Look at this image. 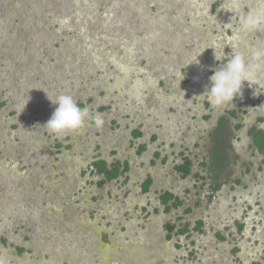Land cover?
Returning a JSON list of instances; mask_svg holds the SVG:
<instances>
[{
    "label": "rangeland",
    "instance_id": "374dc122",
    "mask_svg": "<svg viewBox=\"0 0 264 264\" xmlns=\"http://www.w3.org/2000/svg\"><path fill=\"white\" fill-rule=\"evenodd\" d=\"M258 8L264 0H0V264H264V149L250 139L253 126L264 129V59L253 56L264 51V25L243 27ZM231 45L256 66V84L216 108L200 95ZM60 94L88 109L77 131L46 126L58 106L49 97ZM222 114L233 135L229 185L212 200L203 188L194 197L192 176ZM133 130L143 134L135 145ZM54 140L70 148L53 155ZM95 153L128 160V179L86 183L80 170ZM182 153L194 162L184 179L174 169ZM148 173L152 188L140 195ZM161 188L196 201L176 211L188 238H164L175 211L162 213ZM196 219L204 225L193 231Z\"/></svg>",
    "mask_w": 264,
    "mask_h": 264
},
{
    "label": "flooded vegetation",
    "instance_id": "af4514ba",
    "mask_svg": "<svg viewBox=\"0 0 264 264\" xmlns=\"http://www.w3.org/2000/svg\"><path fill=\"white\" fill-rule=\"evenodd\" d=\"M82 104L83 103H79L78 105L81 108H83ZM228 113L230 117H233V118L240 117L236 115V112L234 111H229ZM221 117H224L226 120V124H227L226 134H228L227 129L229 126L228 124L229 118L226 115L222 114L218 118V120ZM217 126H218V122L212 128V130L208 133L209 148L206 154H204L202 156V159L198 161L197 163V167H199L200 170L197 171L192 176L193 178L192 188L193 190H195L194 197H197V196L202 197L200 195L201 194L200 190L201 188H203L204 196L202 197V199H204V197L208 195L209 198H211L212 200L215 198L216 192L219 191L221 187H223V185H226V184L229 185L228 183L230 182L229 175L223 171L226 168V166L230 168L234 160L231 158V156L230 157L228 156V153L224 152L223 147L220 146L221 148L218 150L217 147L215 146V133H216L215 131L217 129ZM14 128H17V127H14ZM236 128L239 129L240 126ZM251 129H252L251 135L249 134L250 139H251V145L255 147L256 149H259V148L264 149L263 141H256V134L258 135L260 131L264 133V129L259 128L258 126L257 127L253 126ZM131 134L133 135L131 137V141L133 145L136 144V139L142 137L143 135L140 130H133L131 131ZM229 134L231 135V138L228 137L229 144L232 147L233 135H232V132H229ZM49 135H50L49 138L53 136L52 134H49ZM155 137L156 136L154 135V138ZM43 145H45V143ZM50 147H52V145H50ZM68 148L70 147H68L66 144L58 143L57 140H54L53 151H52L53 155L60 154L62 150L68 149ZM137 150H138V154L144 152L146 150V145L139 143L137 145ZM153 154L156 155L157 157L161 156L160 152L158 151H154ZM182 156L183 158L181 159V161L178 164L174 165L175 166L174 169L176 173L178 174L181 173V176L184 179L187 176H190L192 174L194 162H193V159L188 157L189 155H185L184 153H182ZM165 160H166V156H163L161 161H165ZM101 162H103L102 165L100 164ZM155 162H156L155 159L149 160L148 162L149 167L155 164ZM129 171H130V163L128 160H120L114 157L111 161H108L102 158L100 154L95 153L92 156V158L89 160L87 165L81 168L80 173L84 176L87 175V177H92V179H87L86 183L88 182L90 185L94 184V186L97 188V187H101L103 185L109 184L113 181H117V182L121 181L122 178L128 179ZM238 181L239 179H236L237 183ZM137 184H138V188H139L138 191L140 192V195H143L145 193H148L150 189L152 188L153 178L148 173L147 175L144 176V178L139 180ZM192 188H187L185 191L189 193ZM181 196H182L181 193H176L168 188L159 189V192L157 194V199L160 204L159 207L162 209L163 214L168 215L170 212L175 211V213H172L169 217H167L166 221H164L163 223L164 238L166 240H169L170 238L175 237V236L176 237L181 236V237L188 238L187 235L190 232L191 228H189V224H186L182 221L183 220L182 217L184 216V214L179 215V213H177L176 211L181 207H185L184 210L186 209V211L190 213L191 211H193V208H194L193 205L196 204V201L193 204L187 205L185 200L183 199L184 197L183 196L181 197ZM257 204L260 205V202ZM142 207H143L142 212L140 213L139 217L145 220H147L148 218L150 219L152 212L153 213L155 212L153 211V209L150 210L149 208H147V206H142ZM160 208L156 207L157 211ZM248 208L245 207L246 213L249 210ZM260 208L261 209L263 208L262 205L260 206ZM243 223H244L243 221L242 223H240L239 221L236 222V224H238L237 228H239V231L243 230V227H244ZM203 225H204L203 219H196L194 222L193 231H195L196 228L202 229ZM1 238L5 239L3 242H4V245L7 247L8 245L7 241H9V237L4 235V237L2 236ZM13 246H15L16 252L18 253L23 252L24 249L26 248L23 245L12 242V247ZM6 247H3V248H6Z\"/></svg>",
    "mask_w": 264,
    "mask_h": 264
},
{
    "label": "clouds",
    "instance_id": "9594fccd",
    "mask_svg": "<svg viewBox=\"0 0 264 264\" xmlns=\"http://www.w3.org/2000/svg\"><path fill=\"white\" fill-rule=\"evenodd\" d=\"M229 10L235 12L234 9ZM262 25H264V8H258L243 17V27L247 31L258 30ZM225 55L224 52L223 56L217 58L215 54V58L219 61ZM198 56L195 60H190L187 65L193 62L199 64ZM227 56L226 63H222L212 70V75L208 77L210 84L205 86L204 93L200 95L216 108H226L233 105L234 98L242 95L245 81L249 85L256 84L255 65H249L243 54L235 51L233 46L232 53L227 54ZM253 56L256 59H264V51L257 50L253 53ZM49 99L52 104L58 105L46 123L52 133L77 131L84 125L89 115L88 109L81 108L71 95L60 94L55 99L50 97ZM102 123L103 121L99 116L95 117V124L98 127Z\"/></svg>",
    "mask_w": 264,
    "mask_h": 264
},
{
    "label": "trees",
    "instance_id": "16d2710c",
    "mask_svg": "<svg viewBox=\"0 0 264 264\" xmlns=\"http://www.w3.org/2000/svg\"><path fill=\"white\" fill-rule=\"evenodd\" d=\"M226 128H227V124H226V120L224 117H221L218 120V126L216 129V133H215V146L217 147V149L219 150L221 147H223L224 152H227L226 148L229 145V139H228V135L226 134ZM225 136V137H223ZM256 141H263L264 143V133H262L261 131L258 133V135L256 134ZM220 144V145H219ZM222 144V145H221ZM221 146V147H220ZM101 165L103 164V162L100 163ZM149 182V181H148ZM147 182V183H148Z\"/></svg>",
    "mask_w": 264,
    "mask_h": 264
}]
</instances>
